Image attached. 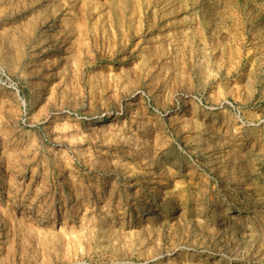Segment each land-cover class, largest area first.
<instances>
[{
	"label": "rangeland",
	"instance_id": "374dc122",
	"mask_svg": "<svg viewBox=\"0 0 264 264\" xmlns=\"http://www.w3.org/2000/svg\"><path fill=\"white\" fill-rule=\"evenodd\" d=\"M0 203V264H264V0H0Z\"/></svg>",
	"mask_w": 264,
	"mask_h": 264
},
{
	"label": "bare ground",
	"instance_id": "6f19581e",
	"mask_svg": "<svg viewBox=\"0 0 264 264\" xmlns=\"http://www.w3.org/2000/svg\"><path fill=\"white\" fill-rule=\"evenodd\" d=\"M120 112V111H119ZM123 114H126V112H123ZM102 117L101 116H98V117H94L92 118V122H96V123H99L101 122L103 119H101ZM3 206V203H0V208ZM150 211V210H149ZM154 216V214H153ZM31 217V216H30ZM155 217V216H154Z\"/></svg>",
	"mask_w": 264,
	"mask_h": 264
}]
</instances>
